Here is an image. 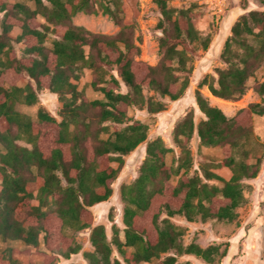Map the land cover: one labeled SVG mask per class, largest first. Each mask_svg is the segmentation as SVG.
I'll return each mask as SVG.
<instances>
[{"label": "trees", "instance_id": "1", "mask_svg": "<svg viewBox=\"0 0 264 264\" xmlns=\"http://www.w3.org/2000/svg\"><path fill=\"white\" fill-rule=\"evenodd\" d=\"M29 1L0 0V236L33 246L42 236L51 252L42 264H51L59 255L70 258L81 250L68 230L91 227L90 207L113 195L124 156L146 141L149 125L130 117L129 108L146 107L151 113L166 109L145 94L147 87L172 100L182 97L190 84L192 56L200 46L208 49L211 36L200 35L191 7L154 0L162 13V55L152 65L137 58L141 38L136 39V24L126 18L120 0ZM79 11H102L120 29L110 35L76 25L72 18ZM231 31L221 53L228 66L217 76L205 75L195 90L205 117L196 124L189 111L174 126V140L181 147L177 164L166 161L172 149L161 137L147 143L139 175L120 186L124 240L115 234L109 241L104 224L93 225L89 264H174L178 254L219 264L228 254L229 241L223 249L220 243L183 244L185 229L169 218L236 220L245 201L242 180L256 177L261 169L264 138H256L253 119L264 115V102H250L228 117L201 91L207 86L216 97L239 100L249 78L264 66V9L248 10ZM14 42L25 44L21 55ZM85 68L92 70L90 85L100 97L89 98L79 87ZM254 88L264 94V81ZM45 89L61 102L59 118L43 105L36 118L24 109ZM195 133L203 144L223 152L218 163L201 165L202 174L191 173L188 144ZM217 167H227L230 177ZM114 248L122 260L113 255ZM172 249L176 253L161 257Z\"/></svg>", "mask_w": 264, "mask_h": 264}, {"label": "rangeland", "instance_id": "2", "mask_svg": "<svg viewBox=\"0 0 264 264\" xmlns=\"http://www.w3.org/2000/svg\"><path fill=\"white\" fill-rule=\"evenodd\" d=\"M17 1V0H11ZM28 5L32 4L29 0H20ZM124 8V14L128 20H133L136 24L135 37L141 46V54L137 57L152 65L158 63L162 52L160 51L159 41L162 36V29L159 27V21L162 19V13L154 0H120ZM169 6L177 8L191 7L194 13L195 27L202 37L211 36V42L208 49L201 46L196 55L192 56L191 65L193 66L190 74V84L182 97L172 100L168 96H162L158 91L145 88L147 96L154 100L162 101L166 109L151 113L147 108L138 109L129 108V115L133 119H140L149 125L148 137L132 152L124 156L125 165L121 168L118 177L113 182V195L107 200L97 203L90 207L94 215V221L91 227L83 228L77 231L68 230L69 234L74 236L77 243L81 245L78 253L71 254L70 258L58 256L51 264H89L87 254L94 251L90 240V233L93 225L104 224L109 241L115 234H118L121 240H124L125 223L123 221L124 201L121 198L120 186L123 183L133 182L139 175V170L146 156V145L156 137H161L167 147L172 149L166 154V161L174 166L177 164L181 147L174 140V126L184 115L192 111L195 123L197 124L204 114L199 110L195 99V90L198 82L202 78L211 74L217 76L219 69L226 68L228 63L222 58L221 53L224 49L226 39L232 34L231 27L235 21L243 14H247L250 9H264L261 0H169ZM0 11V17L2 16ZM72 22L76 25H82L95 33L115 34L119 31L120 25L102 11L97 13H87L79 11L73 16ZM257 30V29H255ZM19 30L14 29L16 34ZM252 42H255L251 39ZM18 55L23 53L25 44L14 42ZM116 73V70L113 71ZM93 79V72L85 68L78 85L84 88L89 98L100 97L90 85ZM264 81V66H260L255 74L247 82L249 88L239 100H226L214 97L207 86L201 88L202 93L207 96L211 103L218 105L223 109L228 117H232L236 112L250 102H264V94L255 90L258 82ZM126 90L124 84L122 90ZM40 105L47 108L52 115L59 118L58 111L61 108V102L56 93L48 89L39 92V100L24 109L36 118V111ZM254 132L258 140L264 138V115L254 117ZM122 127V125H118ZM23 145H28L20 141ZM30 146V145H28ZM193 158L191 173L202 174L201 165L204 163L216 164L223 158L222 148L203 144L195 133L188 144ZM264 157V156H263ZM213 167V166H212ZM215 170L229 178L231 175L227 167H217ZM176 177L173 181H176ZM214 182V181H210ZM217 183V182H215ZM242 188L245 195V201L237 208L238 217L234 221H225L218 219L203 220L200 217L196 220L188 221L183 215H175L169 219L185 229L182 237L183 244L196 242L202 247L209 244H221V249L229 241L230 246L228 254L219 264H264V158L258 175L254 178H245L242 180ZM166 215H162L165 217ZM176 250L172 249L162 254V258L167 254H174ZM51 254L43 243L42 236L38 246L28 245L20 239L3 238L0 236V264H42L45 255ZM113 255L119 257V253L114 248ZM122 264H124L122 262ZM139 264H150L142 262ZM174 264H213L201 257L192 254H178L177 261Z\"/></svg>", "mask_w": 264, "mask_h": 264}, {"label": "crops", "instance_id": "3", "mask_svg": "<svg viewBox=\"0 0 264 264\" xmlns=\"http://www.w3.org/2000/svg\"><path fill=\"white\" fill-rule=\"evenodd\" d=\"M216 97V96H215ZM217 98H219V97H217ZM220 99H222V98H220ZM213 104V103H212ZM227 256V255H226Z\"/></svg>", "mask_w": 264, "mask_h": 264}, {"label": "bare ground", "instance_id": "4", "mask_svg": "<svg viewBox=\"0 0 264 264\" xmlns=\"http://www.w3.org/2000/svg\"><path fill=\"white\" fill-rule=\"evenodd\" d=\"M215 97V96H214Z\"/></svg>", "mask_w": 264, "mask_h": 264}]
</instances>
